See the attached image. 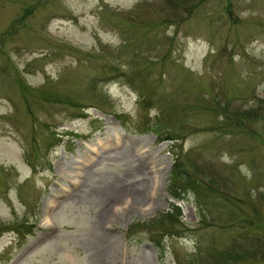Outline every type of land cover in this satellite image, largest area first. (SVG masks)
I'll list each match as a JSON object with an SVG mask.
<instances>
[{
    "label": "rangeland",
    "instance_id": "obj_1",
    "mask_svg": "<svg viewBox=\"0 0 264 264\" xmlns=\"http://www.w3.org/2000/svg\"><path fill=\"white\" fill-rule=\"evenodd\" d=\"M261 195L264 0H0V264H212Z\"/></svg>",
    "mask_w": 264,
    "mask_h": 264
},
{
    "label": "trees",
    "instance_id": "obj_2",
    "mask_svg": "<svg viewBox=\"0 0 264 264\" xmlns=\"http://www.w3.org/2000/svg\"><path fill=\"white\" fill-rule=\"evenodd\" d=\"M247 113L251 115L253 111H247ZM152 133L158 135L157 131L154 129L152 130ZM169 140H173V138H170ZM174 162L175 168L172 170L171 175L172 187L169 191L170 196L175 200H181V193H185L187 190L195 191L197 194H200L201 191L198 190V188H200L201 181L197 180L196 177H190L189 175L191 174L188 171L181 169V166H183L181 157L175 156ZM192 168L197 167L193 166ZM179 180L181 181V185L178 187L176 184H178ZM172 189L174 190L175 194L173 193ZM208 192L210 195H214L216 191L210 189ZM259 198L264 201V195L259 196ZM172 211L175 213H167L159 218L160 227L165 225L168 226L166 233H164L167 235L172 232L170 230L174 229V226L177 225L174 220L177 219L178 223L180 222L179 207L174 205ZM239 221H242V219ZM244 223L247 222L244 221ZM248 224H252V221H248ZM232 228L236 234L232 236L231 241L228 244V250L226 252H221L220 259H217L215 263L212 264H264V240L257 238L256 243L252 241L248 235L240 231L242 227L236 226V228ZM177 235L181 236V233H177Z\"/></svg>",
    "mask_w": 264,
    "mask_h": 264
},
{
    "label": "bare ground",
    "instance_id": "obj_3",
    "mask_svg": "<svg viewBox=\"0 0 264 264\" xmlns=\"http://www.w3.org/2000/svg\"><path fill=\"white\" fill-rule=\"evenodd\" d=\"M140 143L141 142H139L138 144H140ZM135 148L138 150V154H139L138 156H140V154L142 155V156L138 157V159L141 161L144 158L145 151L142 150V146L141 145H136ZM89 162H91V161L87 160V163H89ZM77 164H78V166H76V168H74V170H71L70 174H72V175L76 174V177H79V175H81V172H80L81 171V167L84 166V169H85L86 166H88V165L86 163H84V161H82V160H79L77 162ZM64 169H66V167ZM72 178L74 179V176H72ZM121 190L119 189V191H118L117 188L114 189V193H113L114 205H118V204L122 203L124 198L127 197L128 198V200L126 199L127 203L130 202L131 206H137L138 207V206L141 205V203L143 202V199L145 198L143 193L137 192L136 190H131L130 188H129L128 191L126 190L123 195H120L119 192ZM147 191H149L150 193L152 192L151 189H148ZM121 193H123V192H121ZM105 220H106V218H105ZM107 245H108L109 255H112L113 251H114V242H109V243H107Z\"/></svg>",
    "mask_w": 264,
    "mask_h": 264
}]
</instances>
